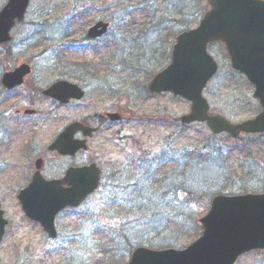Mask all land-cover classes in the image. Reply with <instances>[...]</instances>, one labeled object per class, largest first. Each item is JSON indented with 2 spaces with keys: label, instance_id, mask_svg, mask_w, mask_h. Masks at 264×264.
Segmentation results:
<instances>
[{
  "label": "rangeland",
  "instance_id": "rangeland-1",
  "mask_svg": "<svg viewBox=\"0 0 264 264\" xmlns=\"http://www.w3.org/2000/svg\"><path fill=\"white\" fill-rule=\"evenodd\" d=\"M6 1L0 0V9ZM29 3L24 22L11 31L12 42L0 47V77L3 72L21 63H28L32 67V73L24 86L7 93L0 91V202L8 221L0 244V264H124L128 252H125L126 245L122 249L123 242L130 235L132 238L134 235H142L137 230L140 232L141 226L147 228V223L158 219L165 223L166 228L154 234L143 232L146 238L142 244L151 248L185 247L200 235L198 219L208 209L204 200L194 203L189 193L192 190L208 192L212 187L209 182L212 181L214 171L219 167L232 170L239 156L237 152L228 155L227 147L233 142L224 135L211 136L205 125L183 127L177 122L181 115L188 112L189 103L169 94L147 93L150 77L143 72L154 71L156 67L167 63L161 54L172 40L166 41L164 36L175 21L165 24L161 32L143 31L140 43L146 41L156 44L149 57L134 54L132 50L135 44L129 47L124 45L123 52L108 62L112 63L109 73H106L108 67L105 65L102 68L97 66L98 71L102 69L98 77H95L98 80L90 81L88 76L78 80V77L61 76L58 70L51 68V54L59 45H66L63 43L73 41L85 45L86 30L95 21L111 20L112 28L119 26L121 22L116 18L119 14L115 15L118 8L113 0L106 3L103 0H86L84 6H79L78 11L85 14L81 20L70 19L71 8L80 4L76 0H31ZM183 6V22L188 25L199 17V12L204 8L203 2L190 0ZM158 15L172 19L170 15ZM142 19L144 24H150L149 29L155 26L153 18L144 16ZM68 32L72 34L66 35ZM161 41L165 43L164 48L157 55L156 49ZM208 51L219 68L203 94L210 105L209 111L231 122L254 117L261 108L252 98L253 87L229 67V58L221 44L210 46ZM65 53L68 62L76 63L89 58L86 51ZM98 58L94 55L93 60L99 61ZM138 62L145 64L144 67L150 62L153 65L149 67L150 70L136 74V70L140 69ZM59 79L80 85L85 90V98L71 107H54L49 100L39 97L30 88L34 86L43 89ZM26 106L36 109L39 115L29 119L15 117L14 109ZM119 107L123 111V121L111 125L106 123L91 141L88 152L78 159L81 164L88 159H96L103 168L98 192L76 211L62 213L57 218V238L49 240L36 224L23 217L15 195L20 177L28 166L31 165L32 170V161L37 157L44 160L45 171L59 176L62 162L44 153L52 137L73 119H85L95 126L98 117L108 111L114 112ZM19 129L25 131L22 139L32 142L33 154L29 158L14 153L13 144L19 151L22 147L17 142ZM10 131L15 133L11 134L9 142L4 138L1 140L4 132ZM243 138L237 139V142ZM218 148L224 149L220 153L222 157L212 159L217 161L216 165L213 170L207 165L203 174L202 167L208 162L205 160L206 155L210 151L213 154ZM260 151L264 152V148ZM163 152L165 156L171 157L162 172L167 170L168 173L157 175L162 186L151 187L155 191L149 189L148 192L145 189L150 187L147 180H151V172L148 170L151 165L137 169L135 162L152 160ZM213 155L216 157L217 154ZM263 156L259 159L261 163H264ZM66 163L67 160H63V165ZM193 163H197L199 172L192 168ZM110 172H118V178L110 176ZM243 183L244 180H235L233 186L227 187L229 193L260 192V189L255 190L251 186L246 187L245 191L241 190ZM176 187L181 191L174 193L173 188ZM219 191L223 192V189L219 188ZM129 209L135 210L134 216L126 218L124 210ZM136 222L139 228L132 226ZM158 239L165 244L158 245ZM235 264H264V251L246 253L238 257Z\"/></svg>",
  "mask_w": 264,
  "mask_h": 264
},
{
  "label": "water",
  "instance_id": "water-1",
  "mask_svg": "<svg viewBox=\"0 0 264 264\" xmlns=\"http://www.w3.org/2000/svg\"><path fill=\"white\" fill-rule=\"evenodd\" d=\"M207 1L211 10L196 29L176 37L170 65L150 81L148 89L156 93L171 92L190 101V113L181 118L182 123L205 122L213 134L225 132L232 137L241 133H263L264 4L252 0ZM28 2L8 0L0 11V44L11 40L9 32L15 22L23 20ZM106 28L99 22L87 35L97 38L105 33ZM213 41L225 44L232 69L243 74L254 87L253 98L259 101L262 112L252 120L231 124L218 115L207 114L208 105L201 93L217 71L216 64L206 53L207 44ZM28 74L29 67L21 65L2 76V85L6 89L17 87ZM43 95L65 103L70 97L80 99L83 92L77 86L59 81L49 86ZM78 130L85 136H90L92 132L75 123L66 128L49 149L65 155L86 148L84 141L73 144L69 140ZM39 167L40 162L37 161L36 168ZM69 171L71 188L68 190L59 188L58 182L42 183L35 172L32 182L17 194L24 216L38 222L50 238L56 235L53 225L55 213L66 206H77L96 189L99 182V171L94 166ZM209 207L207 215L200 219L202 235L188 247L179 251L138 248L132 252L127 264H233L242 253L264 250V193L216 196ZM2 216L0 210V242L7 225Z\"/></svg>",
  "mask_w": 264,
  "mask_h": 264
},
{
  "label": "trees",
  "instance_id": "trees-1",
  "mask_svg": "<svg viewBox=\"0 0 264 264\" xmlns=\"http://www.w3.org/2000/svg\"><path fill=\"white\" fill-rule=\"evenodd\" d=\"M127 1L129 2L131 0H113L114 5L118 7L122 6V12L123 10H125L124 3ZM157 1L158 0H144L142 3L136 4L135 6H138L137 10H134V12L128 16L134 17L137 14L141 15V13L147 10H152L153 8L154 9L152 10V12H155L156 8L162 3L163 9L164 7L167 8L164 11L163 9H161L160 12H164V14H170L173 17V15L176 14L180 15L182 9L179 11V2H183L184 0H161L159 3ZM149 2H151V5L149 4ZM54 57L58 58V55L55 54ZM81 64L82 66L84 65V63ZM226 138L229 139L228 137ZM231 142L233 143H231L227 147V152L228 155L232 154V152L238 153L239 159L236 162L237 167L233 168L232 170H229L225 167H219L214 171L216 175L219 176L218 178L212 179L211 183H214L213 186L218 187L217 191L220 192L219 188L223 189L225 186H233L235 180H244V186L241 190L245 191L246 187L251 186L255 188V190L260 189V192H264V163H261V161L259 160L263 156L262 154H264L263 151H260L261 148H264V136H246L243 141L237 142L236 139H232ZM222 152H224V149L218 148L215 152H213V154H217L216 157H214L212 153L208 155L212 156V159H217L218 157H222V155L220 154ZM208 162L212 164V167H214L217 163V161L211 159ZM246 178L248 179V181ZM189 196L195 203L196 200L201 198L204 199L205 197L209 198L211 195L208 192L202 193L197 192L196 190H192L189 193ZM160 225L162 226L163 223L161 222Z\"/></svg>",
  "mask_w": 264,
  "mask_h": 264
},
{
  "label": "flooded vegetation",
  "instance_id": "flooded-vegetation-1",
  "mask_svg": "<svg viewBox=\"0 0 264 264\" xmlns=\"http://www.w3.org/2000/svg\"><path fill=\"white\" fill-rule=\"evenodd\" d=\"M256 1L257 2H264V0H256ZM208 10H209L208 7L205 8L204 13H206ZM30 96H32V95H30ZM75 104H77V103L74 102V101H69L68 104H66L65 106H71V105H75ZM15 111H16V109H14V111H13L14 115H16L15 117H20L21 119L29 117V116H24L22 114H15ZM117 113H121V111L117 112ZM34 117H36V116H34ZM30 118H33V117H30ZM103 118H104V116H103ZM73 120L81 121V119H79V118L73 119ZM85 122H87V121H85ZM106 123L111 125V122H108L107 120H105V118L103 120L102 119H97V121H96L97 126L96 127H98V129L101 130L104 127V124L106 125ZM66 124L61 127L59 133L61 131L63 132L65 130L64 128H66L68 126V124L67 125ZM14 133H15V131H10L8 133L4 132V136H1V140H2V138H4L5 141L9 142V140L11 139V134L14 135ZM23 133H25L24 129H19V131H18V139H17L18 141L17 142H20V144L22 146L20 148V151L17 149V147H15V144H13V150H14L15 154L18 153V155H20V156H26L27 155L28 158H29V157H31V154H33L32 153V151H33L32 142L28 143V139H22ZM80 138H81L80 132H76L75 134H73V139L80 140ZM1 146H3V145H1ZM4 146H6V145H4ZM47 150H48V146L44 150V153L49 154V155H53L54 157L59 158V161L62 162L61 163V168L63 166V159H67V160L69 159V165L67 166V168H65V167L62 168V172L59 174V176L57 174L47 173V171H46L45 173H43V177L46 180L59 179V178L64 176V174L66 172L65 170H67L68 168L80 166V164H79L80 161L77 160L80 157V153H81L80 151L76 152L73 156H63V158H62V157H59L56 152H50V151H47ZM26 172H28V173H26ZM26 172L23 173V175L20 177L19 185H18V187H16V189L21 188L22 186L26 185V183H28L31 180V177L33 175V173H32L33 169L31 170V165L28 166V169H27ZM63 187L66 188V185H63Z\"/></svg>",
  "mask_w": 264,
  "mask_h": 264
}]
</instances>
